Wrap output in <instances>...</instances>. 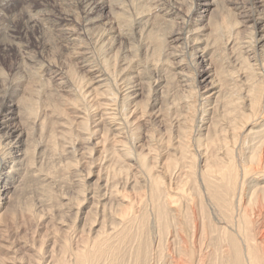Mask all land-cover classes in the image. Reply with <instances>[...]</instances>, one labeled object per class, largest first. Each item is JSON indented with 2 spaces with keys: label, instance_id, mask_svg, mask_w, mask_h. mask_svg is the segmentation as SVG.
I'll use <instances>...</instances> for the list:
<instances>
[{
  "label": "bare ground",
  "instance_id": "1",
  "mask_svg": "<svg viewBox=\"0 0 264 264\" xmlns=\"http://www.w3.org/2000/svg\"><path fill=\"white\" fill-rule=\"evenodd\" d=\"M72 1L77 8H83V17L77 23L72 22L63 10L59 11L58 0L50 3L39 0L41 10L36 11L49 24L59 26L61 23L59 33L67 52L68 46L76 44L77 31L97 28V23L103 21L100 12L107 9L101 0L95 3L94 0ZM200 1L206 2L203 5L207 6V11L212 7L215 9L209 16L196 17L192 27L189 26L191 16H185V24L180 27L184 30L175 39L183 44L189 68H194L197 61L203 64V70L199 69L202 74L195 71L193 79H188L180 61L172 77L165 80L168 84L177 76L178 84L184 83V86L187 80L192 81L189 96L178 100L176 95L172 99L170 93L159 86L158 92L162 96L165 94L160 97L161 101L151 99V106L145 102L154 109L158 120L168 121L166 115L172 108L169 117L175 116L174 123L167 127V135L151 133L153 136H148L150 131L146 132L148 137L143 134L147 140L145 147L138 145L140 135L136 130L140 127L139 119L146 112L142 113L140 101L135 100L140 92L132 86V77L129 79L132 76L129 68L136 59L130 66L123 64L125 68L116 73L122 66L118 65L114 75L110 62L105 65L98 61L97 65H91L92 62L81 61L82 70L88 76L83 74L85 79L77 72L72 74L59 67L60 71L56 73L60 84L53 86L55 88L46 85L47 81L44 84L42 71L31 72L33 75L27 71L21 78H9L0 71V180L3 186L15 177L20 179L19 182L25 180L24 176L37 177L40 172L36 170L41 166L43 156L66 157L81 153V160L95 169L93 178L100 200L98 214H102L104 220L85 221L79 230L67 231L57 241L52 240L44 251L42 264H264V0L248 1L250 20L247 30L249 32L250 28L254 35L248 42L253 44L251 49L258 52L257 64L249 63L247 55L245 58L241 56L243 53L240 55L237 39L233 38L238 23L235 22L234 27L233 24L228 26L223 12V17L220 16L224 6L220 8L218 0H196L194 5H201ZM258 4L262 11L256 15L254 7ZM23 5L18 16L20 19L26 14L27 21L18 19L8 29L2 28L0 23L3 59L23 53L18 42L35 32L37 27V15L34 18L31 15L29 0ZM157 9L153 12L138 10L139 13L136 10L133 17L139 27L133 29L141 39L147 66L150 63L154 69L158 68L155 62L160 60L162 51H166L161 40L164 35L159 33L160 26H165L167 21L164 18L166 12ZM122 16L132 20L130 15L129 18ZM109 21L105 22V26H109L107 31L104 28L102 31L112 32L115 22ZM120 23L117 21L116 28ZM258 27H261L260 33H257ZM119 32L125 37V32ZM160 34L163 35L161 39ZM42 38L45 43L44 36ZM76 54L79 53H75V57ZM50 64L44 66V72L51 71ZM54 78L56 80L55 75ZM201 83L205 84L199 86ZM137 85L140 84L137 82ZM28 130L38 140L34 142L38 150L35 155L28 144ZM83 162L77 164L81 167ZM5 169L8 170L4 174ZM7 210L3 204L0 206V238L4 223L14 216ZM87 224L89 226L84 229Z\"/></svg>",
  "mask_w": 264,
  "mask_h": 264
},
{
  "label": "rangeland",
  "instance_id": "2",
  "mask_svg": "<svg viewBox=\"0 0 264 264\" xmlns=\"http://www.w3.org/2000/svg\"><path fill=\"white\" fill-rule=\"evenodd\" d=\"M50 1L51 0H49V3H50ZM58 1H60V2H57V7L60 6L59 11L63 10V12H65V14H68L72 18V19L70 18V20H72V22L77 23L78 20L80 21L81 17H83L82 10H81L83 8L78 7L79 8V10H78L77 6L75 5V3L72 0H62L63 2L61 0H58ZM101 1H103L102 4L104 3L103 5H105L107 7V9L104 8V10L102 12H100V15H102L100 17V19H102L103 21L100 20L101 23L100 22L97 23L98 24V25L96 24L97 28L92 29V31H90L91 29L86 30V31H80V32L77 31L76 44H74L73 46H68V52H67V48H64L65 46H64V43L62 42L63 36L60 35V33H59V31L61 30L60 29L61 23L59 24V26H57L55 23L49 24V22L45 18H42L43 19L42 20L39 17L40 15L36 13L37 10H41L40 9L41 6L39 5V0H29V3H30L29 10H31V12H33L31 15L33 16V18H34V15H37V16L39 15L38 17L35 16V21L37 20L38 25L36 24L37 27L34 30L35 32L29 33L27 37H24L20 42H18V43H20V46H22L21 48H22V52L24 54L18 53L17 57L15 56L16 58L14 57V55H12L10 59H8V58L3 59L2 53L0 52V71H2L4 74H8L9 78H17V76L20 78L24 77L25 73L27 75V71L29 74H32V73L37 74V72L40 73L42 71L43 73L42 72L41 73L43 74V79L45 80V81H43L44 84L47 81L46 85L50 84V88H55L56 86H58L60 84V81L57 79V77H59L57 75L58 72L56 73V71H60V70L65 69L69 73H72V72L76 73L77 72L76 74L83 76V78L86 76L85 72L82 70V64H80L81 61L82 62L89 61L88 62L89 64H91V62H92L91 65H97L99 63L98 61L105 63V65L111 63L112 65L110 64L109 66H110V69L113 68L111 70V72L114 75L115 74L114 72L117 70V68L120 65H122L123 67L120 66V68H118L116 73H119V71L121 69L125 68V66H127V64H128V66H130L129 64L131 62L135 61V59H136V61L131 64L132 67L130 66V68L129 67H127V68L132 70V76H129V79L132 77L130 79L132 82L131 83L132 86L137 87L136 88L137 93L140 92L137 99H135V100L137 102L140 101V102H138V105L142 106V110H143L142 113L146 112V113H144L145 116L143 115L145 118L141 117L142 119L141 118L139 119L140 120V127H139L140 131L138 129L136 130V133L137 134L139 133V135H140V136H138V138L140 140L143 139V141L137 140L138 145L140 147L141 146L145 147V145H147L146 144L147 140H145L146 138H144V135L147 136V133L150 131L148 133V136H151L152 135L151 133H153V135L160 134L163 137V135H167V132H166V131H168L167 127L168 126L170 127V123L172 124L175 121V119H174L175 116L173 117V115L171 114L169 117L170 112L172 113L174 108L170 109L171 111L169 110L170 111L169 114L166 115V116H168V117H166L168 121H165L163 117H161V118H163L161 121L155 117L156 115H155V113H153L154 109H151V107H150L151 106L150 105L151 99L152 100L156 99V102L159 103L161 101L160 97L163 98V96L165 95L164 94L162 96L161 92H158L159 88H161L159 86H163L164 90L166 92L170 93V96H171L170 98L175 99L176 95H177L178 100L182 97L189 96V91L192 88L190 86L192 84V81H190V80L189 81L187 80L185 86H184V83H181L183 85V87L180 86L181 84H178L179 79L177 76L174 77V80L171 79V81L168 84L166 83V80L169 79L168 77H172V75L174 73V69L176 67V64H178L181 61V63H182L181 68L188 75V79H191V78L193 79V77L195 76V74L197 72L202 74L201 71L203 70V66H202L203 64L201 62L197 61L195 63L196 66L194 68L193 67L189 68L190 65L188 66V64H187L188 61L185 59L186 53L182 49L183 44L180 43L181 41L179 42V41H177L178 39L176 40L175 38L178 37V34H180V32H182V30H184L182 28L185 24L184 21L186 20L187 17L191 16L190 17L191 21H190L189 26L192 27L196 23L195 21L197 20V18H199V16H205V15L209 16L212 9L214 10L215 8L212 7L211 9H209L207 11V9H206L207 6L203 5L206 2L200 1L198 3H200L201 5L196 6V5H194L196 0H105V1L101 0ZM224 1L223 0L217 1L220 3L219 4L220 8L224 6L220 10L221 14L219 11V9H220L219 6L217 7L218 11L217 10L216 11L218 12V15L220 14L221 17L225 16L224 17V18H226L225 20L226 21L228 20L226 23L230 27H231V24H233L232 27H234L235 22L238 23L237 27H235L238 31L236 30L237 32H235V35H234L235 37L233 36V38H234V40L237 39V42L239 45L237 44V42H236V45L238 48L240 47L239 48L241 50L240 55L243 53L244 56L241 55L243 58H245V56L247 55L246 60L247 61L249 60L248 61L249 63L257 64L256 60H259L258 59L259 56L257 55L258 52H257V50H255V52H254V50L251 49V46L253 44H251V42H248V41L253 40V38H254V35L253 36L251 35V34H253L252 30H250V28H249V32H251V33H249L247 30L248 25H249V22H247V21L250 20V17H249L250 16V10H249V6H248L249 0H228V1L224 0ZM4 2H6V3H4ZM4 2H2V0H0V5L3 4L2 5L3 7L0 6L1 7L0 10H2V11H0V23L2 25V28L5 29V27H6L8 29V28H10L9 26H12L14 24V22H17V20L19 19L18 15H20V12H22V9H23L22 6H24L23 3H25L26 0L25 1L24 0H10V2H9V0H5ZM95 2H96V0H94V3ZM64 3H65V7H64ZM61 5H62V7H61ZM144 5H146V6H144ZM171 5L173 6V8ZM32 6H34V7H32ZM109 6H111V7H109ZM121 6L123 8H121ZM194 6H196V8H193ZM259 6H260V4H258L254 7V14H256V15L260 14L262 11L261 6L260 7ZM67 7H69V8H67ZM34 8H35V10H34ZM16 9H19V10H16ZM152 9L155 11H156V9L157 10L161 9V10H163L162 12H164V10H165V12L167 13V14L166 13L164 14V18L167 20L165 23L167 25L164 23L165 26H163V24H162V26H160L161 29L159 28V30L161 31L159 33H162L164 36L162 34H160L158 36V37H160V39L163 36L161 39L162 40V46L165 43L164 49L166 48V51L163 49L164 51H162L161 55L162 56L164 55L166 57H164V56H163V58H162V56L160 57L159 61H161V63L159 61L155 62L156 64H158V68L156 67V69L152 68L150 63L147 66V63H146L147 58L145 57V52H144L143 46H141V43H142L141 39L139 38L138 35L135 34V31H134L135 26L136 27H138V26L133 21V17H134V15L137 14L138 10H140L139 12H143V11L152 10ZM166 9L168 12L166 11ZM170 9H172V10H170ZM173 9H175V10H173ZM136 10H137V12H135ZM153 10H152V12H153ZM188 10H190V11H188ZM34 11H35V14H34ZM109 11H111V12H109ZM171 11H172V13H171ZM45 12H47V10H45ZM222 12L224 14L223 16H222ZM118 14H119V16L121 14L120 17H122V18H120L118 16ZM212 14L214 15V13H212ZM122 15H124L125 18H129L131 16L130 18L132 20L130 21V19H128V20L124 19ZM176 15H177V17H176ZM185 16H186V18H185ZM182 17H183V19H182ZM109 19H110V21H109ZM123 19H124V21L125 20L128 21V22L125 21L126 22L125 26H124L125 22L123 21ZM21 20L24 22L27 21L26 14H24L19 19L20 22H21ZM104 20H106V21H104ZM121 20L123 21V23H120ZM108 21L109 22H112V21L115 22V24L112 25L114 29L112 28L111 33L105 32L109 28L108 25L105 26V22L108 23ZM117 21L120 23V26H118V27H120L119 30L125 32V37L121 36V34L122 35H124V34L122 32L121 33L119 32L118 27L116 28ZM169 21H170V23H169ZM5 22H7V23H5ZM12 22H13V24H12ZM51 26H53L54 29ZM132 26H134V27H132ZM38 27H40V30L38 29ZM180 27H182V28H180ZM102 28H104L106 30L104 31V29H103V31H102ZM130 28L133 31H131ZM138 28H137V30H140ZM113 30H116V31L113 32ZM258 30L259 31L257 33H260L261 27H258ZM96 31H98L97 35H96ZM176 31L179 33H177ZM40 32H42V33H40ZM46 32H48V33H46ZM109 32H110V30H109ZM110 34H111V37H109ZM40 35H41V37H40ZM113 35L114 36L116 35L115 39H114ZM126 35H127V37H126ZM250 35H251V37H250ZM31 36H33V37H31ZM43 36H44L45 41H46L45 43H44V41H41V40H43V38H42ZM89 36L90 37L92 36V37L90 38ZM134 36H136V37H134ZM236 36H237V38H236ZM132 37H134V38H132ZM257 37H259V36H257ZM248 38H251V40H249ZM108 39H109V41H108ZM223 39L224 38L222 37V39H221L222 42L224 41ZM111 40H113V41H111ZM98 41L99 42L101 41L103 43L100 42L101 43L100 44ZM104 41H105V45H104ZM175 41H176V43H175ZM26 42H27V44H26ZM247 42L250 44H248ZM97 43H99V44H97ZM242 44H243V46H242ZM96 46H99L100 48H97ZM109 46L111 49L109 48ZM111 46L114 47V49ZM257 46L260 47V44H258ZM75 47H77V48H75ZM105 47H108V50ZM237 47H236V50L238 51L239 49ZM84 48H85V50H84ZM24 49L26 51H23ZM71 49H72V51H70ZM81 49H83V50H81ZM89 49L91 50V52L89 51ZM99 49H100V51H98ZM167 49L168 50L170 49V50L168 51ZM75 50H77V51H75ZM251 50H253V52L257 58L255 57V55L253 54V52ZM97 51L99 52V54L97 53ZM81 52H84V53H81ZM117 52H118V54H117ZM75 53H79L78 55L76 54L78 57L77 56L75 57ZM237 53H239V51ZM252 54L254 56H252ZM85 55H87V56H85ZM110 55L112 56V58ZM89 56H90V58H89ZM117 56H118V58H117ZM82 58H83V60H82ZM14 59H15V61H14ZM113 60H115V62ZM48 61L50 63L52 61H54L56 63V65H55V63H53V64L56 66V68H55V66H53L52 63L51 64L48 63ZM138 61H139V63H138ZM169 61H170V63H169ZM147 62H149V61H147ZM49 64L52 68V69L50 68L51 71L44 72V70H45L44 66L45 65L48 66ZM123 64H125V66ZM197 64H199L198 67H197ZM114 67L115 68L117 67V68L115 69ZM196 67H197V69H196ZM37 68L39 69V71ZM160 68H161V70H160ZM199 69L201 71H199ZM53 70H55V71H53ZM81 70H82V73H81ZM134 70H136V71H134ZM52 71L54 72V74ZM195 71H197V72H195ZM10 74H11V76H10ZM21 74H22V76H21ZM83 74H85V76ZM54 75L56 76V80L54 78ZM134 75H135V77H134ZM86 77H88V76H86ZM133 78H135L134 80H137V81H134ZM55 81H57L56 83H58V82L59 83L56 84V83H54ZM133 82H135V83L133 84ZM137 82L140 85H137ZM155 82H157L158 84ZM189 82H190V84H189ZM204 84L205 83H201L199 86H203ZM53 86H55V87H53ZM138 86H139V88H140V86L142 87L141 91L138 88ZM165 87L167 90L165 89ZM185 87H188V88H185ZM153 89H154V91L155 90H157V91L154 92ZM157 92H158V94H157ZM174 95H175V97H174ZM145 102H147V105H150L149 106L150 108L148 106H146ZM158 103H156V104H158ZM140 106H138V107H140ZM150 109L152 111H150ZM138 111L141 112V109H139ZM148 112H149V114H148ZM26 132H27V136H28V140H29L28 144H29V146L32 147L31 149L29 147V149L32 150L33 154L35 155V153L38 151V150H36L37 148H36L35 143H36V141L38 142V140L33 136V134L31 133L30 130H28ZM140 132H144V133H140ZM29 137H30V139H29ZM33 138H34V140H33ZM142 143H144V144H142ZM81 152H83V151H81ZM79 154H81V153H79ZM79 154H76V155L70 154L66 157L65 156L64 157H59V156L58 157H56V156L52 157L51 156V158L49 156H47V157L43 156V159L41 160V166H39L36 170V171H39L40 173L37 174L38 178L36 176H34L35 179L34 178H32V179L26 178L24 176L25 180L23 181V179H22V181L19 182L20 179L15 177L14 179H10L9 181H7V183L4 186L0 180V206H2V204H3V206L5 208L7 207V209H8L7 211L11 212V215L14 214L12 220L9 219V221L7 223H4V225H3L4 232L2 233V237L0 238V264H12L15 261H18L20 264H25L26 262L42 264L44 262V251L47 249L48 245L51 243L52 240L57 241L59 239V237H63V234L67 231H70V233H71V232H75V231L79 230L81 228V226H83L85 221L86 222L93 221L94 218H96L98 222H101L104 220V216L102 214H98V208L97 207L100 203V200L98 197L99 191L96 189L95 179L93 178V176H94L93 173L95 172V169H92L85 162H83L82 161L83 159L81 158V157H83V155L79 156ZM73 155H75V156H73ZM81 162H83L82 165H84V164L85 165L84 166L81 165V167H80L77 163H81ZM72 165H74L75 167L77 166L78 168L76 167L77 169L74 170L75 167H73ZM7 170L8 169H5L4 171H2V173L5 174L7 172ZM89 174H91V176ZM88 175H89V177H87ZM87 178H89V179H87ZM136 180L140 181L138 178H136ZM6 200H7V202H6ZM82 218L84 220H81ZM88 226H89L88 224L85 225L84 229H86Z\"/></svg>",
  "mask_w": 264,
  "mask_h": 264
}]
</instances>
